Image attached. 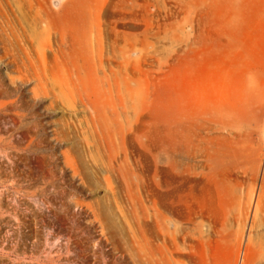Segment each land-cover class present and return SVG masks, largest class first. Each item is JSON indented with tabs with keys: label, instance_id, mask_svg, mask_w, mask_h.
Wrapping results in <instances>:
<instances>
[{
	"label": "rangeland",
	"instance_id": "obj_1",
	"mask_svg": "<svg viewBox=\"0 0 264 264\" xmlns=\"http://www.w3.org/2000/svg\"><path fill=\"white\" fill-rule=\"evenodd\" d=\"M206 262L264 264V0H0V264Z\"/></svg>",
	"mask_w": 264,
	"mask_h": 264
},
{
	"label": "bare ground",
	"instance_id": "obj_2",
	"mask_svg": "<svg viewBox=\"0 0 264 264\" xmlns=\"http://www.w3.org/2000/svg\"><path fill=\"white\" fill-rule=\"evenodd\" d=\"M164 172L165 171L163 170L162 174ZM161 179H162L161 180L162 182H161V193H160V206L163 208L162 215H161V218H162L161 220L163 222L164 228H166V223H167L168 217H167V215L164 212L165 209L169 210L172 214L175 215V214H177L179 212V208L177 206V203H176L177 199L175 197L176 196L175 195L176 188L167 189L166 187L168 186V183H167L166 179L164 178V175H162ZM185 182L186 183L187 182L190 183L191 181L187 180ZM190 195H191V197H190ZM194 197L195 196L192 193V188H189V192L186 194V198H187L186 208L188 210V214H189L190 217L197 211H201L202 213H205L203 211V208L200 209L199 205L196 203V201H194L195 200ZM262 198H263V196L261 195V197H259V199L257 201V209H260L261 205L263 204V199ZM176 231L179 232L178 229H176ZM177 240H178V235L177 234H174L172 237H170V241L168 240V237L166 236V242H164V244L162 246V250L164 251V253H169V254H171L173 256L177 255L179 259H180V257H189L192 261H195L196 257H200L199 251H196V249H195L196 246H193L191 248L190 253L180 252ZM146 241H147V244L150 243L148 230H146ZM196 244L197 245L199 244L203 249H205L206 248V244H209V242L206 243L204 241L198 240L196 242ZM245 253H246V251L244 252V254ZM205 256H206V253H205Z\"/></svg>",
	"mask_w": 264,
	"mask_h": 264
}]
</instances>
